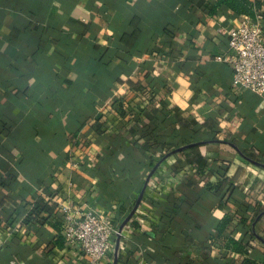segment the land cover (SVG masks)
I'll return each instance as SVG.
<instances>
[{"label": "crops", "instance_id": "crops-1", "mask_svg": "<svg viewBox=\"0 0 264 264\" xmlns=\"http://www.w3.org/2000/svg\"><path fill=\"white\" fill-rule=\"evenodd\" d=\"M242 1L0 0V264H92L64 208L121 228L142 192L99 264H239L207 242L226 215L264 257V94L218 59L264 16ZM36 200L47 223L10 222Z\"/></svg>", "mask_w": 264, "mask_h": 264}, {"label": "built area", "instance_id": "built-area-1", "mask_svg": "<svg viewBox=\"0 0 264 264\" xmlns=\"http://www.w3.org/2000/svg\"><path fill=\"white\" fill-rule=\"evenodd\" d=\"M264 16L245 18L238 26L228 30L229 53L219 60L233 69V85L238 89L264 94ZM65 241L79 246L92 264H99L114 247V241L123 231L112 220L97 211L75 214L64 208L62 228Z\"/></svg>", "mask_w": 264, "mask_h": 264}, {"label": "trees", "instance_id": "trees-1", "mask_svg": "<svg viewBox=\"0 0 264 264\" xmlns=\"http://www.w3.org/2000/svg\"><path fill=\"white\" fill-rule=\"evenodd\" d=\"M226 3L232 8L243 10V12L246 13L249 12L246 3L242 0H226ZM222 182L223 180L220 181V184ZM210 189H213V187L210 186ZM227 198H222L218 206L224 207L225 203L228 202ZM16 211L21 214V217H17L18 219L16 220V218L11 216L10 222L15 223L19 221L18 223L27 227L34 228L36 225H44L49 218L48 208L42 200L26 202L23 206H18ZM232 219L233 217L231 215H226L220 220L216 230L209 234L207 240L208 244L213 241H221L222 248L244 256L239 264H263L264 257H261L259 261L250 257V252L253 247L251 244L253 237L251 235L249 237L247 235H242L240 238H237L233 235V232H227L226 234L225 231L228 230V225L232 222ZM245 220L246 218L241 217L243 223Z\"/></svg>", "mask_w": 264, "mask_h": 264}, {"label": "water", "instance_id": "water-1", "mask_svg": "<svg viewBox=\"0 0 264 264\" xmlns=\"http://www.w3.org/2000/svg\"><path fill=\"white\" fill-rule=\"evenodd\" d=\"M175 151H177V150H175ZM142 196H143V192H142V194L139 196L135 208L133 209V211L131 212V214L128 216V218L125 220V222H124L123 225L121 226V228H120L121 230L123 229V226L125 225V223L131 218V216H132V215L134 214V212L136 211V209H137V207H138V205H139V203H140V201H141ZM119 243H120V237L117 238V242H116V253H117L118 248H119Z\"/></svg>", "mask_w": 264, "mask_h": 264}]
</instances>
